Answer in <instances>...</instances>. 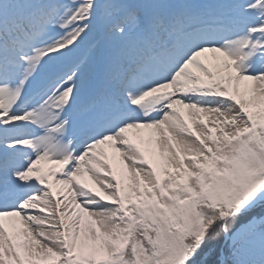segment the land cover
Returning <instances> with one entry per match:
<instances>
[{"label":"snow or ice","instance_id":"snow-or-ice-1","mask_svg":"<svg viewBox=\"0 0 264 264\" xmlns=\"http://www.w3.org/2000/svg\"><path fill=\"white\" fill-rule=\"evenodd\" d=\"M0 264H264V0H0Z\"/></svg>","mask_w":264,"mask_h":264}]
</instances>
